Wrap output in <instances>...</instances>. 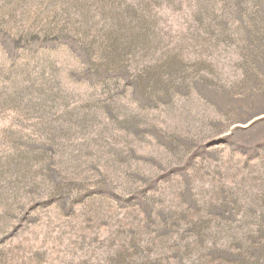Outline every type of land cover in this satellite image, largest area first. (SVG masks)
<instances>
[{
    "label": "rangeland",
    "instance_id": "374dc122",
    "mask_svg": "<svg viewBox=\"0 0 264 264\" xmlns=\"http://www.w3.org/2000/svg\"><path fill=\"white\" fill-rule=\"evenodd\" d=\"M258 22L264 0H0V168L34 170L0 175V264H264V103L235 91Z\"/></svg>",
    "mask_w": 264,
    "mask_h": 264
},
{
    "label": "trees",
    "instance_id": "16d2710c",
    "mask_svg": "<svg viewBox=\"0 0 264 264\" xmlns=\"http://www.w3.org/2000/svg\"><path fill=\"white\" fill-rule=\"evenodd\" d=\"M83 27H85L84 29H88V26ZM143 30L145 35V29L143 28ZM140 35H143V33ZM223 37H226V34H224ZM251 40L252 41L250 42V44L244 45V47H242V52L245 56L244 63L246 62L242 68L245 76V84L243 83V86H241L242 88L235 90L238 93H243V97H245L246 95L250 97L254 96L252 102L247 106V108L257 107L264 103V76H258L257 64H255L256 60H264V24H261L260 22L256 23L255 33L254 36H252ZM144 43L145 42L142 37L139 39L131 38L127 44V47L123 46L119 49V58H123L129 46L138 48V46L140 47V45L141 47H143ZM167 69L169 72H167L165 81L168 83V85L177 76H182V79L183 77H185V74L183 73L182 75H180L181 73L178 72L180 70L178 68H175L174 66L167 67ZM156 75H158V73ZM165 88L166 87L163 84L160 85L161 90L163 89V91H166ZM247 108H244V110ZM32 169V165L28 159L23 162L21 160H16L11 164L9 163L5 166L3 165L0 168V175L6 176V174H8L7 177H9L11 180L8 178L7 184L11 183L16 185L18 183L26 182L27 178H29L28 174L34 171Z\"/></svg>",
    "mask_w": 264,
    "mask_h": 264
}]
</instances>
